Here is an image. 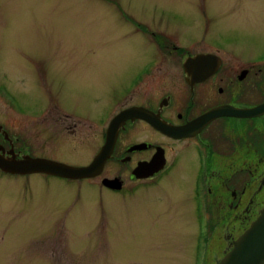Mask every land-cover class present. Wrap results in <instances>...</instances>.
Listing matches in <instances>:
<instances>
[{
  "label": "flooded vegetation",
  "instance_id": "af4514ba",
  "mask_svg": "<svg viewBox=\"0 0 264 264\" xmlns=\"http://www.w3.org/2000/svg\"><path fill=\"white\" fill-rule=\"evenodd\" d=\"M125 27L117 31L125 55L70 62L67 76L52 78L54 90L41 72L46 100L36 116L20 109L7 87L0 90V158L10 162L87 167L113 120L128 111L102 170L69 179L0 168V187H101L112 194L142 185L195 187L198 236L216 224L224 257L264 211V51L236 54L219 32L195 38L167 25ZM108 68L123 75L117 87L119 76L107 80Z\"/></svg>",
  "mask_w": 264,
  "mask_h": 264
},
{
  "label": "rangeland",
  "instance_id": "374dc122",
  "mask_svg": "<svg viewBox=\"0 0 264 264\" xmlns=\"http://www.w3.org/2000/svg\"><path fill=\"white\" fill-rule=\"evenodd\" d=\"M125 25H167L195 38L219 32L236 54L264 51V0H0V90L7 87L20 109L36 116L46 100L41 72L54 90L52 78L67 76L70 62L122 55L118 48L127 42H118L117 31ZM135 48L142 63L143 47ZM108 70L107 80L119 76L117 87L123 75ZM100 189L0 187V264H216L223 258L216 224L198 236L195 187Z\"/></svg>",
  "mask_w": 264,
  "mask_h": 264
},
{
  "label": "water",
  "instance_id": "95a60500",
  "mask_svg": "<svg viewBox=\"0 0 264 264\" xmlns=\"http://www.w3.org/2000/svg\"><path fill=\"white\" fill-rule=\"evenodd\" d=\"M130 113L124 112L116 117L108 130L106 145L96 156L91 165L87 167H74L60 162L28 158L22 162H10L0 158V168L7 172H22L24 174L43 172L49 175L65 177L69 179H82L96 176L110 158L118 128L126 120ZM198 121H196V127ZM151 165V164H148ZM143 167L140 170H149ZM138 170V171H140ZM152 172H147L144 177H149ZM112 184L113 182H108ZM120 190L121 187H110ZM218 264H264V211L258 219L247 229L233 244V248L218 262Z\"/></svg>",
  "mask_w": 264,
  "mask_h": 264
}]
</instances>
